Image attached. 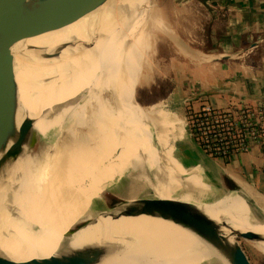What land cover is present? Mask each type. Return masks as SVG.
<instances>
[{
	"label": "bare ground",
	"instance_id": "bare-ground-1",
	"mask_svg": "<svg viewBox=\"0 0 264 264\" xmlns=\"http://www.w3.org/2000/svg\"><path fill=\"white\" fill-rule=\"evenodd\" d=\"M161 17L150 0H108L66 25L29 36L14 54L18 123L27 114L39 135L55 132L31 153L29 136L7 171L6 178L26 191L14 190L8 200L0 182V220L5 210L14 216L15 238L23 247L48 257L69 244L79 250L78 241L90 238L114 245L100 264H232L226 251L170 218L147 213L94 217L92 196L105 181L128 171L133 176L125 189L130 199L148 185L155 196L190 201L214 220L225 221L220 229L230 235L228 241L234 236L225 227L264 237V220L249 203L253 199L264 216V197L248 189H231L214 200L194 196V190L206 188V179L181 175L177 158L157 146L140 122L144 115L151 121L153 104H137L134 87L155 31L165 28ZM41 219L64 224H40ZM250 240L264 254V239ZM16 248L11 239L0 237V254L9 257Z\"/></svg>",
	"mask_w": 264,
	"mask_h": 264
},
{
	"label": "crops",
	"instance_id": "crops-1",
	"mask_svg": "<svg viewBox=\"0 0 264 264\" xmlns=\"http://www.w3.org/2000/svg\"><path fill=\"white\" fill-rule=\"evenodd\" d=\"M173 1L187 7L197 5L200 8L207 21L208 45L194 55V62L191 61L184 74V79L197 84L199 89L184 86V90H181L177 82V88L171 92L178 96H173V100L169 101L177 100L180 104L188 96L194 108L204 102L225 108L232 103H255L264 98V0ZM159 109L164 110L163 114H159ZM154 115L159 123V128H154L157 132L154 143L165 147L174 155L171 156L177 158L182 166L175 168L181 175H202L208 188L216 192L248 189L264 197V157L258 145L253 144L247 151L226 158L213 156L202 151L188 135L185 112L169 110L162 104ZM178 121V127L181 123L182 134L171 140L175 122ZM165 124L167 127H164ZM0 182L5 185L8 200L12 191L24 190L17 188L8 178ZM5 213L2 221L0 220V237H7L17 245L15 252L9 257L15 260L44 257L21 245L15 238L14 216L7 210ZM39 222L64 224L61 220L41 219ZM46 229L59 231L54 228ZM73 250H77L75 245L69 244L62 252L69 253Z\"/></svg>",
	"mask_w": 264,
	"mask_h": 264
},
{
	"label": "water",
	"instance_id": "water-1",
	"mask_svg": "<svg viewBox=\"0 0 264 264\" xmlns=\"http://www.w3.org/2000/svg\"><path fill=\"white\" fill-rule=\"evenodd\" d=\"M107 1L0 0V181L6 178L10 165L23 151L33 127V118L27 114H24L18 123L19 104L13 66L14 54L19 52V47L29 36L66 25L99 8ZM66 44L65 41L59 43L53 51ZM25 47L36 50L42 55L48 54L36 45L26 44ZM134 99L136 100L135 96ZM189 135L194 140L190 133ZM195 143L197 144L196 141ZM197 146L199 147L198 144ZM249 203L258 211H256L258 217L264 220L260 207L251 200ZM140 213L170 218L190 228L210 244L226 251L232 264H252L238 237L264 239L262 234L251 229L239 231L230 228L234 239L228 241L220 229L222 225H227L225 221L218 222L190 201L179 198L159 196L132 198L131 202H127L122 207L102 212L112 218L122 214ZM119 246L115 245V249ZM113 247L111 243L93 244L69 253L33 257L27 260H15L0 254V264H96L107 252L114 249Z\"/></svg>",
	"mask_w": 264,
	"mask_h": 264
},
{
	"label": "rangeland",
	"instance_id": "rangeland-1",
	"mask_svg": "<svg viewBox=\"0 0 264 264\" xmlns=\"http://www.w3.org/2000/svg\"><path fill=\"white\" fill-rule=\"evenodd\" d=\"M150 1L151 4L157 9L159 16H162L161 20L165 28L157 29L155 31L156 38L154 37L152 46L150 48L151 50L149 49L141 65V77L135 84L134 96L136 98L137 104H141L146 108L152 104L154 105L151 106L149 112L151 121L149 120V122H147L145 115V118H140V122L142 123L143 127L148 128L147 136L154 138L157 133L154 128H158L159 124L156 121L155 115H152V112L155 108H158L160 105L164 104L169 108V110L185 112V115H187V111L192 106V102L188 96L183 98L180 104H178L177 100L170 102L169 100H173V96H178L177 94H172L171 91L174 88H177L175 87L177 82L180 86L179 89L181 90H184V86L188 89H199L197 84H192L188 79H184V76H186L184 74L191 65V61L194 62V55L199 54V52H201V50L208 45V37L207 21L203 17L200 8L197 7V5L187 7L185 5L176 4L173 0ZM130 94L133 95L131 92ZM160 111L161 109H159V114H163L164 110L161 112ZM178 125L179 121L175 122V130H173L174 134L170 133L172 138L171 140L176 137L179 138L182 134L180 132L181 123L179 127ZM185 126L188 133L187 125L185 124ZM149 128H151V130ZM54 135L55 132L53 130H50L45 135H39L34 129H32L30 135V144L27 147L28 152L31 153L33 151H37L41 143L44 141L47 142ZM156 145L158 146V143ZM157 162H159V160H157ZM131 173V171H128V173L124 174L122 177L119 174H116L113 178L105 181L102 184V190L97 195L92 196L93 202L91 203V207L96 211L94 217L103 211H111L118 207H122L127 202H131L130 197L125 194V189L128 188L129 182L133 177ZM214 191L215 190H210L208 186H206V188L194 190L193 195L200 197L203 200H214L224 194V192L222 193ZM144 196H155L152 188H150L148 185H145L143 189L138 190L135 195H133V198ZM69 223L72 222L69 221ZM223 229L230 228L225 227ZM226 237L229 239L230 235L228 234ZM238 241L245 250L252 264H264L263 252L259 251L252 244L250 239L238 237ZM78 244L80 249H84L89 245L97 243L88 238L78 241ZM99 262L96 264H100Z\"/></svg>",
	"mask_w": 264,
	"mask_h": 264
},
{
	"label": "built area",
	"instance_id": "built-area-1",
	"mask_svg": "<svg viewBox=\"0 0 264 264\" xmlns=\"http://www.w3.org/2000/svg\"><path fill=\"white\" fill-rule=\"evenodd\" d=\"M185 119L189 133L207 154L226 158L254 144L264 157V98L225 108L204 102L191 106Z\"/></svg>",
	"mask_w": 264,
	"mask_h": 264
}]
</instances>
